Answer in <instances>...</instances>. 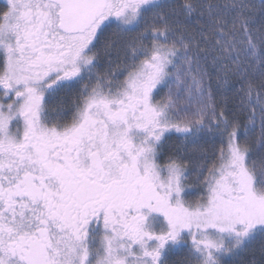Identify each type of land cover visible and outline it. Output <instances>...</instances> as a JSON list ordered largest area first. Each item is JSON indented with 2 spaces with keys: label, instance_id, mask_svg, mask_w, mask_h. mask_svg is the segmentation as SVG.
Wrapping results in <instances>:
<instances>
[{
  "label": "snow or ice",
  "instance_id": "snow-or-ice-1",
  "mask_svg": "<svg viewBox=\"0 0 264 264\" xmlns=\"http://www.w3.org/2000/svg\"><path fill=\"white\" fill-rule=\"evenodd\" d=\"M0 264H264V0H4Z\"/></svg>",
  "mask_w": 264,
  "mask_h": 264
},
{
  "label": "flooded vegetation",
  "instance_id": "flooded-vegetation-1",
  "mask_svg": "<svg viewBox=\"0 0 264 264\" xmlns=\"http://www.w3.org/2000/svg\"><path fill=\"white\" fill-rule=\"evenodd\" d=\"M4 0H0V6H3Z\"/></svg>",
  "mask_w": 264,
  "mask_h": 264
}]
</instances>
